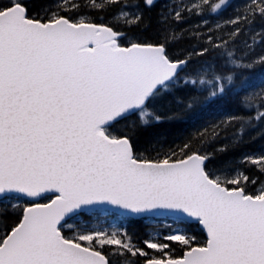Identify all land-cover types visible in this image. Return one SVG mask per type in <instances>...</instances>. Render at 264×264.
Masks as SVG:
<instances>
[{
    "label": "snow or ice",
    "instance_id": "6c2138e0",
    "mask_svg": "<svg viewBox=\"0 0 264 264\" xmlns=\"http://www.w3.org/2000/svg\"><path fill=\"white\" fill-rule=\"evenodd\" d=\"M0 264H264V0H0Z\"/></svg>",
    "mask_w": 264,
    "mask_h": 264
},
{
    "label": "trees",
    "instance_id": "16d2710c",
    "mask_svg": "<svg viewBox=\"0 0 264 264\" xmlns=\"http://www.w3.org/2000/svg\"><path fill=\"white\" fill-rule=\"evenodd\" d=\"M258 143V142H257Z\"/></svg>",
    "mask_w": 264,
    "mask_h": 264
}]
</instances>
